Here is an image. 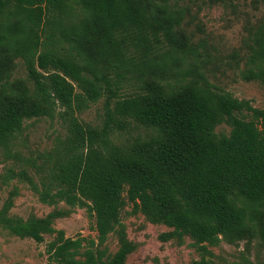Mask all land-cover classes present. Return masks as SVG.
Returning <instances> with one entry per match:
<instances>
[{
	"label": "trees",
	"instance_id": "obj_1",
	"mask_svg": "<svg viewBox=\"0 0 264 264\" xmlns=\"http://www.w3.org/2000/svg\"><path fill=\"white\" fill-rule=\"evenodd\" d=\"M81 1L84 16L72 32L78 44L87 43L85 62L94 54L117 70L162 76L198 54L177 29L180 18L168 0L161 7L146 0ZM63 5L62 0H0V55L20 56L34 87L32 94L24 85L0 93V147H10L26 120L59 113L66 135L55 147L45 182L40 189L33 185L40 200L86 207L99 241L132 203L133 211L151 221L175 225L166 237L192 239L201 258L190 264H209L208 246L241 239L264 207V108L194 79L168 88L144 85L114 98L108 78L86 75L85 66L71 56L38 51L40 24L50 10ZM254 42L242 76L264 84V25ZM103 96L102 125L79 121L75 111ZM221 123L230 127L228 135L214 131ZM131 124L151 134L137 136L126 147L115 146L110 135ZM7 208L0 211V225L9 233L36 242L55 233L47 244L53 264H85L75 259L81 240L53 226L59 211L24 220L8 216ZM127 251L117 253L116 264Z\"/></svg>",
	"mask_w": 264,
	"mask_h": 264
},
{
	"label": "rangeland",
	"instance_id": "obj_2",
	"mask_svg": "<svg viewBox=\"0 0 264 264\" xmlns=\"http://www.w3.org/2000/svg\"><path fill=\"white\" fill-rule=\"evenodd\" d=\"M62 1L61 7H49L52 11L38 28L42 41L38 51L50 50L71 56L85 66L86 75L92 76L91 72H95L108 78L116 90L114 98L141 91L144 85L166 88L171 83L194 79L214 91L264 108V84L242 76L255 45V34L259 26L264 25V0H168L170 8L180 18L177 29L198 54L162 76L117 70L94 54H89L88 62H85L87 43L78 44L72 32L73 26L81 23L84 16L82 1ZM146 1L161 7L165 0ZM6 20L8 18L3 16V24ZM77 51L83 57L78 56ZM0 72V93L4 90L16 92L19 85L26 86L30 94L34 92L20 56L12 52L0 55ZM105 99L103 96L89 103L75 111V116L84 124L100 127L105 117ZM214 131L218 135H228L230 127L221 123ZM150 134L144 127L131 124L126 130L113 132L110 139L115 146L126 147L137 136L146 138ZM65 135L66 123L59 113H55L53 118L44 116L26 120L23 131L10 147H0V211L7 206L8 216L24 220L44 218L59 211L61 214L53 219V226L62 230L66 237L81 240L75 259L85 264H91L87 259H92L94 264H116L117 253L125 247L128 251L118 264H190L201 258L188 236H165L175 229V225L151 221L140 210L133 211L132 203L123 208L114 230L99 241L94 219L86 207L41 201L33 185L40 189L45 182L44 177L55 157V147ZM35 164H41L42 168ZM43 237L42 242L30 237L21 238L0 225V264H53L47 244L55 238V233ZM208 249L210 253L205 257L209 264H264V207L260 208L248 234L233 242L221 239Z\"/></svg>",
	"mask_w": 264,
	"mask_h": 264
}]
</instances>
